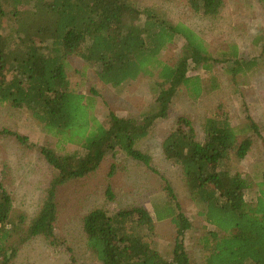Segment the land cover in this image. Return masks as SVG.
I'll use <instances>...</instances> for the list:
<instances>
[{
  "label": "trees",
  "instance_id": "1",
  "mask_svg": "<svg viewBox=\"0 0 264 264\" xmlns=\"http://www.w3.org/2000/svg\"><path fill=\"white\" fill-rule=\"evenodd\" d=\"M186 1L208 18L218 17L224 8L223 0ZM178 38L186 47L174 66L167 65L160 55ZM237 55L233 47L228 74L236 77L256 70L257 60L239 62ZM77 59L113 89L157 74L156 100L141 121L114 113L108 123L99 121L93 115L94 98L77 92L69 79V67ZM215 64L191 28L172 23L155 8L139 9L130 0H0V104L31 114L61 145L78 147L74 153L58 154L18 132L0 130V138L12 139L27 151L37 149L56 173L39 212L29 222L14 210L13 197L0 181V264H10L21 247L36 238L53 245L58 190L96 173L107 157L122 153L156 173L151 156L137 145L158 121L169 117L179 90L187 88L192 98L201 96L200 79L188 76L191 67L210 74L212 87L217 88ZM250 129L259 133L253 122ZM238 137L223 113L206 120L203 140L193 123L181 117L162 143L165 159L181 168L192 201L217 230L202 241L207 252L204 264H264V183L256 202L248 203L246 192L252 184L239 172L233 173V162L245 160L253 142L249 138L239 142ZM115 170L112 164L109 178ZM164 183L174 208L166 218L176 229L172 259L145 239L144 231L155 230V219L145 207L114 214L98 209L85 217L83 234L100 264H191L185 238L192 223L170 183L165 179ZM106 197L115 199L109 185Z\"/></svg>",
  "mask_w": 264,
  "mask_h": 264
},
{
  "label": "rangeland",
  "instance_id": "2",
  "mask_svg": "<svg viewBox=\"0 0 264 264\" xmlns=\"http://www.w3.org/2000/svg\"><path fill=\"white\" fill-rule=\"evenodd\" d=\"M130 1L139 9L155 8L172 23L191 28L216 59L212 74L217 88L213 89L210 74L191 67L188 76L200 79L201 96L193 95L194 99L187 88L179 90L169 117L158 121L149 137L137 145L140 151L151 156L156 173L122 153L116 158L107 157L96 173L58 190L56 242L51 245L43 238H36L23 245L10 264H73L74 261L76 264H100L87 247L83 234L85 217L98 209L114 214L136 207H145L155 219V230L152 234L144 231L145 239L153 249L171 260L176 229L171 219H166L174 208L164 192V179L170 183L177 202L192 223L185 238L191 264H204L207 252L202 241L217 230L201 215L203 209L192 201L181 168L165 159L162 150L163 141L181 117L193 123L203 140L206 120L225 113L238 132V141L252 140L253 146L245 160H234L233 173L239 172L249 179L252 189L246 192V200L250 204L256 202L262 188L259 185L264 183V142L258 136L264 137V0H223L224 8L216 18L194 12L186 0ZM185 47V41L178 38L162 51L160 60L174 66ZM233 47L238 50L236 59L239 62L258 61L255 71L236 77L228 74L227 69L232 64L230 58L234 59L231 56ZM68 75L77 92L94 98L93 115L105 124L109 122L110 113L141 121L142 115L156 100L157 74L155 78L142 77L113 89L101 84L95 70L77 59L69 67ZM251 122L257 125L258 134L250 129ZM6 128L27 136L32 144L47 146L58 154H71L78 149L74 145H61L59 139L46 133L31 114L0 104V130ZM112 164L116 165V170L109 178ZM55 175L37 149L27 151L12 139L0 138V181L13 197L14 210L24 214L28 222L39 212ZM108 185L115 196L113 201L106 197Z\"/></svg>",
  "mask_w": 264,
  "mask_h": 264
}]
</instances>
